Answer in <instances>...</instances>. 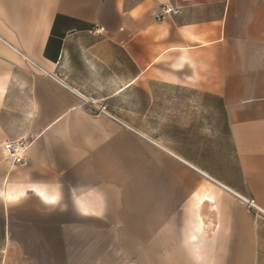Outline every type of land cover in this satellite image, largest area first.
Returning a JSON list of instances; mask_svg holds the SVG:
<instances>
[{
	"label": "crops",
	"instance_id": "obj_1",
	"mask_svg": "<svg viewBox=\"0 0 264 264\" xmlns=\"http://www.w3.org/2000/svg\"><path fill=\"white\" fill-rule=\"evenodd\" d=\"M0 264H264V0H0Z\"/></svg>",
	"mask_w": 264,
	"mask_h": 264
},
{
	"label": "built area",
	"instance_id": "obj_2",
	"mask_svg": "<svg viewBox=\"0 0 264 264\" xmlns=\"http://www.w3.org/2000/svg\"><path fill=\"white\" fill-rule=\"evenodd\" d=\"M181 13L179 8L173 7L171 5H161L159 12L155 16L156 21H162L171 16H177ZM96 109V108H95ZM106 106H102L99 109H96V114H106ZM4 151L7 157L14 164H23L26 161V152L27 145L23 142H14V143H6L4 145ZM249 207L255 208V205L250 200H243Z\"/></svg>",
	"mask_w": 264,
	"mask_h": 264
}]
</instances>
